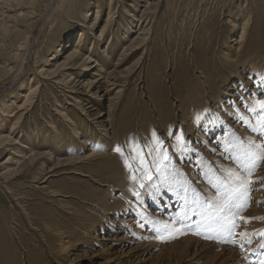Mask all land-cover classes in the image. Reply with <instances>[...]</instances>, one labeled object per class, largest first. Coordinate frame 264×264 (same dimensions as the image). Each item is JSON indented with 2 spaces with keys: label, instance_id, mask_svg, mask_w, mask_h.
Wrapping results in <instances>:
<instances>
[{
  "label": "rangeland",
  "instance_id": "obj_1",
  "mask_svg": "<svg viewBox=\"0 0 264 264\" xmlns=\"http://www.w3.org/2000/svg\"><path fill=\"white\" fill-rule=\"evenodd\" d=\"M262 101L264 0H0V264H264Z\"/></svg>",
  "mask_w": 264,
  "mask_h": 264
},
{
  "label": "bare ground",
  "instance_id": "obj_2",
  "mask_svg": "<svg viewBox=\"0 0 264 264\" xmlns=\"http://www.w3.org/2000/svg\"><path fill=\"white\" fill-rule=\"evenodd\" d=\"M147 2L149 3V0H147ZM149 6V5H148ZM148 9V8H146ZM128 50V49H127ZM126 51V50H125ZM124 51V52H125ZM127 53V52H126ZM92 56L91 55H84L82 56V53H78L77 51H73L72 54H70V57L68 58V60L73 64L75 65L76 67H79V66H83L85 67L91 60H92ZM115 79V78H114ZM103 80V81H101ZM114 81V82H113ZM108 82V84H107ZM116 80H113L112 79H96V78H93L92 80H89L87 81L85 84H84V88H87V91L86 92H92L93 90L97 89L96 90V93H98L99 91L103 90V89H110V88H115V86L117 85L116 84ZM78 89L80 90L81 87H78ZM89 90V91H88ZM120 93V90L117 91V94ZM113 98H111L110 100V106L108 109H112L111 105L113 104ZM11 141V136L10 135H7V136H4L1 140H0V143L2 145L4 144H9L8 142ZM5 142V143H4ZM1 145V146H2ZM35 156H37V154H33L31 155V158H34ZM9 159V158H8ZM18 163V162H17ZM233 225V224H232ZM230 226V225H229ZM234 226V225H233ZM231 227V226H230ZM186 240L190 241V242H193V238L192 237H188ZM226 245V244H225ZM228 245V244H227ZM214 246V245H213ZM215 248H219L221 247L222 248V252H224L226 255H228V253H231L230 257L228 258V261H229V264H244V260L242 259H239V257L237 256V253L234 249V247H230V246H217L216 245L214 246ZM217 248V249H218ZM215 250V249H213Z\"/></svg>",
  "mask_w": 264,
  "mask_h": 264
},
{
  "label": "snow or ice",
  "instance_id": "obj_3",
  "mask_svg": "<svg viewBox=\"0 0 264 264\" xmlns=\"http://www.w3.org/2000/svg\"><path fill=\"white\" fill-rule=\"evenodd\" d=\"M260 106H261V108H264V101L260 102ZM115 151L119 153V152H121V148L120 147H116ZM262 158H264V157H262ZM237 179H239V178H237ZM241 184H243V182H241ZM241 235H243V233Z\"/></svg>",
  "mask_w": 264,
  "mask_h": 264
}]
</instances>
